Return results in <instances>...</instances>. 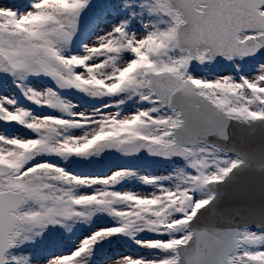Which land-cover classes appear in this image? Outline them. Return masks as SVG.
I'll return each instance as SVG.
<instances>
[{
  "label": "snow or ice",
  "instance_id": "obj_1",
  "mask_svg": "<svg viewBox=\"0 0 264 264\" xmlns=\"http://www.w3.org/2000/svg\"><path fill=\"white\" fill-rule=\"evenodd\" d=\"M105 2L32 0L21 6L0 0V73L33 103L62 113L35 115L14 97L0 96V121L34 133L0 134V264H83L102 241L146 230L167 238L137 243L166 255L121 256L112 264H217L218 238L201 222L219 203L211 186L224 185L243 161L230 158L213 137L226 141L230 121H264V64L253 74L212 75L198 68L217 57L237 61L264 49V0H126L132 15L74 53L82 14ZM133 17L143 31L130 27ZM39 75L58 89L119 99L74 111L57 89L24 88L28 77ZM132 97L143 106L125 113L122 106ZM107 149L180 157L187 166H180L172 185L149 175L145 183L156 187L132 192L113 190L129 169L75 175L55 159L99 156ZM91 186L99 187L77 190ZM101 212L118 222L97 227L69 250L42 259L12 251L24 244L58 249L61 225ZM237 246L227 264H264V228L244 232Z\"/></svg>",
  "mask_w": 264,
  "mask_h": 264
},
{
  "label": "rangeland",
  "instance_id": "obj_2",
  "mask_svg": "<svg viewBox=\"0 0 264 264\" xmlns=\"http://www.w3.org/2000/svg\"><path fill=\"white\" fill-rule=\"evenodd\" d=\"M107 1V0H106ZM11 3L17 4V5H30L32 0H10ZM103 7L105 9L104 12L98 11L99 8ZM114 14H119L116 17H111ZM132 15V13L129 11V7L127 6H119V8H109L107 6L106 2L104 4H97L94 3L93 6L90 8V16L89 21H102V23H93L98 26V29H101L99 33H102L107 28L100 27L101 25L105 23H108L110 18L113 23H119L121 20H124L122 16H124L126 19L129 18V16ZM106 16L107 20H102V18ZM136 19L133 17V20ZM143 19L145 21H148L151 19V17L145 12L143 13ZM139 21V19H138ZM139 29H142V25L138 24L137 26ZM135 30V28H132ZM98 33V34H99ZM92 36L91 33H89L87 26L84 23H80L79 30L76 33V36L73 40V52L74 53H82L84 51V45L91 42ZM264 64V60H257V59H240L237 61H229L225 59L221 60H215L212 62L211 66H200L198 68V72L200 73H208V74H236L238 71L241 73H247V74H253L257 68V65ZM237 65L239 67H237ZM48 77V76H46ZM51 79L50 77H48ZM0 79H3V75L0 73ZM52 80V79H51ZM53 81V80H52ZM54 82V81H53ZM10 87H13L12 92H17L20 97L26 99L25 101H28L29 99L24 95V89H22L16 82H14L13 78L9 75L7 78L4 79V84H2L0 80V93L4 90H1V88H6V90H9L6 86V84ZM27 87H33L40 90H45L49 88L50 86L45 85L40 80L35 78V76H30L28 79L24 82V88ZM54 89H57L60 92V95L69 103L75 105L76 107L73 109L75 110H82V111H91L94 110L97 106L101 107L104 103H109L113 99H119L117 98H110V97H103V98H96L91 97L86 93L80 92L74 88L72 89H58L57 85L54 82V86L51 87ZM11 91V90H10ZM4 95V94H3ZM2 96V95H0ZM9 96V95H8ZM132 103L129 99H127L126 104L123 107V111L125 113L135 111L138 106H143L142 104H138V97H132L131 98ZM19 106L25 107V104L22 101H18ZM35 104V103H34ZM37 109L33 114L35 115H47L49 112H52V115H61L58 110L52 109L47 106H40L35 104ZM92 108H90V107ZM98 107V108H99ZM105 111H110L114 109H104ZM14 127H17L18 130H14ZM12 129V133H8L6 130ZM4 129V131H2ZM2 131V132H1ZM20 131H26V132H20ZM76 132H81L82 130H75ZM0 134H4L7 136H32L34 133H32L29 129H27L24 126H21L16 123H6L4 121H0ZM226 154L232 158L235 159L234 156L226 152ZM100 163L103 164L105 160L107 161L106 168H100L98 165H94L93 162H89V160L85 158L80 157H71L67 161L60 160L59 158H55L59 163H61L62 166H64L68 171L74 173L75 175H84L83 173L87 171H95V170H102L105 174H110L111 171L115 170L117 168V165L119 164V167L121 166L122 158L123 159H133V162L142 164L143 162H146L142 155L134 154L131 156L125 155L115 149H107L100 155ZM149 165L151 166H145L140 167L138 166L137 170H130V174L122 178L121 182L114 186L113 190L116 191H132V192H150L152 191L156 185H149L145 183L144 177L146 176H156L158 177L157 184H166V185H172L176 180L177 176L176 173L179 172L180 166H187V162L184 159H178L177 157L169 158L166 161L162 162H152ZM137 166V165H135ZM188 171H192L190 167L187 168ZM99 186H91V187H80L77 190L79 192L84 191H90L94 190V188ZM199 198V197H198ZM116 207H124L123 204L115 205ZM118 222V218L111 216L107 213H97L89 220H79L77 218H73L71 220H68L64 225H61L62 231L60 233L61 239L63 243L62 246L58 249H52L48 248L45 249L43 246L40 245H33V244H24L21 248L26 247L25 249L18 250L13 249L12 251L25 254V253H32L33 256L37 259H42L44 255H46L48 252L51 251H66L70 248H73L78 243V239H82L85 235L89 234L90 232L94 231L97 227L100 226H108L111 224H114ZM255 230V228L249 227L245 230L250 231ZM156 238H167V237H159L157 234L151 232V231H143L135 235H128V234H119L117 236H114L110 239H107L105 241H102L99 243V245L96 247L94 253L83 262V264H112V261H114L116 258L121 256H133V257H144L146 259H157L160 258L166 253H164L161 250L157 249H149L146 247L141 246L139 243H137L138 240H146V239H156ZM43 248V253L41 252V249ZM237 250H240L239 248Z\"/></svg>",
  "mask_w": 264,
  "mask_h": 264
},
{
  "label": "water",
  "instance_id": "obj_3",
  "mask_svg": "<svg viewBox=\"0 0 264 264\" xmlns=\"http://www.w3.org/2000/svg\"><path fill=\"white\" fill-rule=\"evenodd\" d=\"M256 56L264 57V49L253 57ZM226 135V141L221 137L213 140L243 164L224 185L211 186L210 190L218 193L219 203L210 206L216 211L201 222L218 238L213 253L217 264H227V259L238 249L237 241L246 225L264 228V121H230ZM143 153L152 159H168L146 150Z\"/></svg>",
  "mask_w": 264,
  "mask_h": 264
},
{
  "label": "bare ground",
  "instance_id": "obj_4",
  "mask_svg": "<svg viewBox=\"0 0 264 264\" xmlns=\"http://www.w3.org/2000/svg\"><path fill=\"white\" fill-rule=\"evenodd\" d=\"M247 226H249V225H246V226H245L246 228L243 230V233L245 232V230H246L247 228H249V227H247ZM252 228L257 229L258 227H257V226H253ZM242 235H243V234H242ZM236 251H238V250H236ZM236 251H235V252H236ZM235 252H234V253H235ZM234 253H233V254H234ZM233 254H232V255H233Z\"/></svg>",
  "mask_w": 264,
  "mask_h": 264
}]
</instances>
